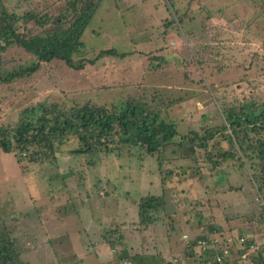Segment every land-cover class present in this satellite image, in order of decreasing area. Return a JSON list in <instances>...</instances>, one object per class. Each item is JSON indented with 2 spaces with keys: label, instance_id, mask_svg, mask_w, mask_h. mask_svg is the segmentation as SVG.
Instances as JSON below:
<instances>
[{
  "label": "rangeland",
  "instance_id": "374dc122",
  "mask_svg": "<svg viewBox=\"0 0 264 264\" xmlns=\"http://www.w3.org/2000/svg\"><path fill=\"white\" fill-rule=\"evenodd\" d=\"M4 2L20 15L60 11L66 4ZM82 40L74 57L94 63L75 69L54 59L31 75L0 83V123L13 125L25 109L46 102L71 107L157 93L162 118L173 121L177 134L154 154L140 146L120 153L72 152L76 138L42 163L19 162L15 152L2 151L0 232L16 241L15 264H117L106 257L112 255L111 240L144 254V264L174 258L201 264L199 247L187 244L185 234L264 239V197L247 168L234 159L214 166L201 145L178 143L208 130L216 132L208 150H227L231 129L222 130L223 107L264 103L263 0H103ZM112 48L125 56L98 57ZM35 58L10 46L0 51V74ZM147 195L166 202L142 222L139 199Z\"/></svg>",
  "mask_w": 264,
  "mask_h": 264
},
{
  "label": "trees",
  "instance_id": "16d2710c",
  "mask_svg": "<svg viewBox=\"0 0 264 264\" xmlns=\"http://www.w3.org/2000/svg\"><path fill=\"white\" fill-rule=\"evenodd\" d=\"M102 1L66 0L64 9L61 8L60 11L32 10L20 15L9 10L4 0H0V51L10 46H20L36 56L32 65L0 74V83L31 75L37 72L43 63L54 59L63 60L75 69H82L87 63H94L93 59H76L74 53L84 44V32ZM106 54L125 56L112 48L101 50L98 57ZM138 94L135 92V95H127L120 101L108 104L85 103L60 107L56 102H46L27 108L13 125L0 123V153L13 151L19 162L42 163L55 157L61 146L71 138H76L79 145L72 152L93 153L104 150L120 153L125 147L130 151L132 146H140L148 153L154 154L174 142L177 131L173 121L162 118V107L157 102V93L150 99L139 97ZM222 113L227 122L222 130L226 132L231 129V133H226L231 145L229 149L217 148L215 152L209 151V139L215 136L216 132L208 130L203 135L197 131L191 137L184 135L178 143L201 145L205 148V157L214 166L222 161L234 159L247 168L252 182L259 190L258 193L264 197V103L223 107ZM165 202L164 196L141 197V221L152 219L151 212L159 211L165 206ZM261 211L263 218L264 206ZM226 235L221 234L223 238ZM226 240L224 238L223 242ZM196 244L197 241L193 240L190 245ZM238 249L242 251V248ZM187 252L194 255L190 248H187ZM210 255V252H207L205 259ZM200 256L202 258L204 254L200 253ZM127 258L145 263L140 253L131 254ZM18 260L20 254L15 239L10 232H0V264H15ZM178 261L182 264L180 259ZM248 261H252L250 264L261 262L253 256ZM165 264H173V260L166 261Z\"/></svg>",
  "mask_w": 264,
  "mask_h": 264
},
{
  "label": "built area",
  "instance_id": "2783aa9c",
  "mask_svg": "<svg viewBox=\"0 0 264 264\" xmlns=\"http://www.w3.org/2000/svg\"><path fill=\"white\" fill-rule=\"evenodd\" d=\"M183 238L187 244L192 243L193 240L197 241V246L200 249V253L204 254L202 257V264H234L235 262H243L244 264L252 263L248 259L253 256L254 259L261 261L259 264H264V240L259 238L249 237L244 233L239 235H226L227 240L223 242L222 236H214L210 238L198 237L190 239L185 234ZM238 248H242L239 251ZM210 252V256L205 259V254ZM259 256V257H258ZM261 259V260H260ZM121 264H137L130 258H124ZM173 264H179L177 258L173 260Z\"/></svg>",
  "mask_w": 264,
  "mask_h": 264
},
{
  "label": "crops",
  "instance_id": "0c3cea01",
  "mask_svg": "<svg viewBox=\"0 0 264 264\" xmlns=\"http://www.w3.org/2000/svg\"><path fill=\"white\" fill-rule=\"evenodd\" d=\"M212 237H214V236H212ZM249 237H254V238H257V237H255V236H253V235H251V236H249ZM116 239H118V238H121L122 239V237H115ZM100 239H101V237H99V239H97V244H96V248H95V252L98 254V255H100V254H102V249L100 248V246H102L103 244H100ZM121 239H118L117 241H120ZM264 239H261V241H263ZM110 245H111V252H112V255L111 254H107L106 255V257L108 258V260L110 261L111 259L113 260V262H117V264H121V261L124 259V258H127V256H129V255H131V254H135V253H138V252H132L131 250H129V248L128 247H125V246H119L114 240H111L110 241V243H109ZM187 248H193V247H191V246H188ZM93 249H94V247H93ZM131 251V252H130ZM141 255H142V257L144 258V254H142L141 253ZM259 257V256H258ZM114 259H116L115 261H114ZM175 259V258H174ZM173 259V260H174ZM199 260H200V262H201V264H202V258H201V256H199ZM261 260V259H260Z\"/></svg>",
  "mask_w": 264,
  "mask_h": 264
}]
</instances>
